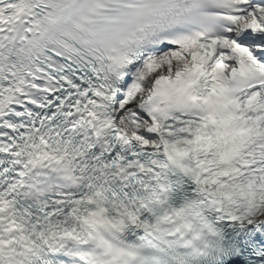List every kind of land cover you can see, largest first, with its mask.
<instances>
[{"label":"snow or ice","instance_id":"obj_1","mask_svg":"<svg viewBox=\"0 0 264 264\" xmlns=\"http://www.w3.org/2000/svg\"><path fill=\"white\" fill-rule=\"evenodd\" d=\"M0 264H264V0H0Z\"/></svg>","mask_w":264,"mask_h":264}]
</instances>
